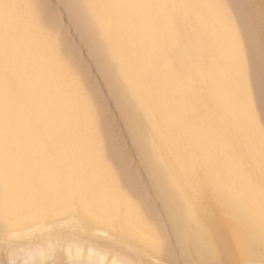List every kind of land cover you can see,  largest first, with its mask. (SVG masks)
<instances>
[{
    "label": "bare ground",
    "instance_id": "6f19581e",
    "mask_svg": "<svg viewBox=\"0 0 264 264\" xmlns=\"http://www.w3.org/2000/svg\"><path fill=\"white\" fill-rule=\"evenodd\" d=\"M45 1L9 4L7 65L0 41V116L11 113L35 193L5 207L0 186V264L57 254V264H264L263 0H127L111 15L106 0H69L81 24L101 27L76 35L94 49L87 61ZM67 44L89 70L99 119L64 62ZM96 233L112 247L80 240Z\"/></svg>",
    "mask_w": 264,
    "mask_h": 264
},
{
    "label": "snow or ice",
    "instance_id": "6c2138e0",
    "mask_svg": "<svg viewBox=\"0 0 264 264\" xmlns=\"http://www.w3.org/2000/svg\"><path fill=\"white\" fill-rule=\"evenodd\" d=\"M0 7L8 9L11 8L12 5H3ZM3 21L0 41H2V54L5 64L7 65L10 59L8 45L12 39V33L8 26L6 13L3 16ZM52 23L51 19H49V26L47 27L48 32L53 38H58L60 37V31L58 28L53 27ZM63 59L67 67L73 72L78 82L80 93L87 99L90 109L93 111L95 117L99 119L103 114V105L97 98V94L90 83L88 68L80 62L78 56L72 51L71 46L68 44ZM92 71H96L95 67H93ZM262 72H264V70H262ZM8 80L9 84H11V79L8 78ZM116 95L117 99H119L118 93ZM109 103H112L111 99ZM260 127L264 130V116L260 117ZM132 131L134 134V129H132ZM112 142L117 149L122 147L119 139L113 134ZM0 186L3 187L5 207L9 205L11 196L23 199L35 194L25 158L22 154L17 152L12 142V117L8 109H5L3 115L0 116Z\"/></svg>",
    "mask_w": 264,
    "mask_h": 264
},
{
    "label": "rangeland",
    "instance_id": "374dc122",
    "mask_svg": "<svg viewBox=\"0 0 264 264\" xmlns=\"http://www.w3.org/2000/svg\"><path fill=\"white\" fill-rule=\"evenodd\" d=\"M2 0H0V2H1ZM6 1H8V0H6ZM47 1V2H46ZM45 1V7H48L49 9H50V7H52L51 9L52 10H55V11H57V13H58V15H59V27H60V29H61V32H63L65 29V36H66V38L68 37L69 39L68 40H70L71 42H73V44H74V46H76L75 47V49L79 52V54L83 57V59L84 60H88L87 59V57H88V55H90V54H93L94 53V49H92V48H88V47H86V45H84L83 43L81 44L80 43V41L78 40V36H76L81 30H83V28H84V26L86 27V28H88L89 30L91 29V30H93V28H96L97 27V22L96 23H94V22H89L88 23V25H85V24H81L80 22H79V19H78V13L77 12H75L74 11V9H73V7H72V2L71 1H69V0H66V1H63V2H60L61 0H46ZM123 1V2H122ZM157 2V4L159 5V3H158V1L160 2V7L163 9V8H167V6H169L170 7V4L168 3L169 1H167V0H165V2L167 1V4L164 2V0L162 1V0H156ZM187 1V0H186ZM9 2L13 5V6H15L13 3L15 2V4H17V2H18V0H13V3H12V0H9ZM69 2V3H68ZM89 2H91V3H89ZM94 2V3H93ZM153 2H155V0H153ZM263 2H264V0H263ZM4 3H6L5 1H3V3H1L2 5H9V4H4ZM88 3L89 4H91V5H94L95 3H96V0L94 1V0H88ZM106 3V4H105ZM123 3V4H122ZM128 3V1L127 0H125V2H124V0H120L119 2H118V0H114V1H112V0H106V1H104V5H106L105 6V11H107L106 13H108L109 15H111L112 14V12H113V10H116V9H118L119 7L121 8V6H124V4H127ZM163 3H164V5H165V7L164 6H162L163 5ZM184 3V2H183ZM182 3V4H183ZM0 4V6H2ZM49 6H48V5ZM120 4V5H119ZM162 4V5H161ZM169 4V5H168ZM186 4H187V2H186ZM43 5V6H44ZM60 5H62V6H60ZM69 7H68V6ZM116 5V6H115ZM185 4H183V5H181L182 6V8L184 9L185 8V6H186V8L188 9V7H189V5L187 4V5H185ZM12 6V7H13ZM188 6V7H187ZM118 7V8H117ZM15 8V7H14ZM14 8H13V10H14ZM53 8H55V9H53ZM160 8V9H161ZM0 9H1V7H0ZM50 9V10H51ZM160 9H157L156 10V15L158 16L159 14H161L160 13ZM162 9H161V11H162ZM1 10H4V9H1ZM0 10V11H1ZM8 10L9 11H13L12 10V8L10 9V8H8ZM7 9H5V11H1L0 13H5V12H7L8 11ZM48 10V9H47ZM158 10H159V12H158ZM187 11H189V10H187ZM157 12H158V14H157ZM75 13V14H74ZM77 13V14H76ZM133 12L132 11H127V12H125L123 15L121 14V16L120 17H118V18H116V19H118L117 21L118 22H120V23H122V24H124L125 25V23H126V25L127 24H129L130 22H131V20L134 18V14H132ZM2 14V16H4ZM191 14V12L189 11L185 16H181V17H186V19H182V20H186V22L185 21H182L183 23H188V22H190L191 21V16L189 17V16H187V15H190ZM75 15H77V16H75ZM87 17H88V15L89 14H85ZM84 15V16H85ZM127 15V16H126ZM132 15V16H131ZM1 16V15H0ZM1 16V17H2ZM0 17V20L1 21H3V19ZM48 17V16H47ZM47 17H45L44 19H43V21L44 22H46V20L48 21V18ZM117 17V16H116ZM128 17V18H127ZM189 17V19H187ZM76 18V19H75ZM121 18V19H120ZM126 20H125V19ZM180 19V20H181ZM187 20H189V21H187ZM203 23H207V22H209V20H208V18L207 19H203ZM76 22V23H75ZM90 24H91V28H89V26H90ZM93 24H94V26H93ZM93 26V27H92ZM96 26V27H95ZM100 25H98V27L96 28V29H94V32H96L99 28H101V27H99ZM10 27V29H11V32L13 33L14 32V29L16 30V28L14 27V26H9ZM13 27H14V29H13ZM82 27V28H81ZM58 28V27H57ZM96 30V31H95ZM185 29H183V31H182V33H181V35H183V36H190L191 34H190V32H191V30H187V28H186V30L184 31ZM190 31V32H189ZM16 32V31H15ZM14 32V33H15ZM147 32H149V31H147ZM141 32H136V31H134L133 32V35L135 34V35H137V34H140ZM146 32H144V33H141V36L144 38V36L145 35H147V36H145L146 38L148 37V38H155V37H153V35H155V33L153 32H149V34L148 33H146ZM151 33V34H150ZM189 33V34H188ZM192 33V32H191ZM143 34V35H142ZM145 34V35H144ZM188 34V35H187ZM140 36V35H139ZM140 36V37H141ZM28 40V41H27ZM73 40V41H72ZM24 42H26V44L28 45V46H30L29 44H31L32 45V43H33V40L31 39V38H27V36H26V38L24 37ZM1 48H2V46H1ZM93 52V53H92ZM103 81L102 80H97V86L100 88V90H102L103 92H106V90H105V87H104V84L102 83ZM106 99H107V103H108V105H109V107H110V110L113 112V100L111 99V98H108L107 96H106ZM111 99V101H112V103H109V100ZM115 116H117V114L115 115ZM62 222H59V223H57V224H55L54 226H53V228L50 230V232H55L56 231V229H59L61 226H62ZM42 231H43V229H40V230H36V231H34V232H32V233H30V234H27V235H24V236H22V238L20 237V238H18L17 240H16V243L17 244H19L18 246L20 247V248H23V247H25L26 245H27V243H28V241L30 240V238H32L33 236H35V235H37V234H39V233H42ZM61 231V233L62 234H65V233H72V232H77V229L75 228V227H66V228H64L63 230L61 229L60 230ZM80 240L81 241H83V243H86V242H93V243H97L98 245H100V246H109V247H112V244L110 243V241L109 240H107L106 238H102L98 233H96L95 235H93V236H90V237H88V238H86V237H84V236H80ZM95 240H96V242H95ZM21 241V242H20ZM27 242V243H26ZM22 244V245H21ZM25 245V246H24ZM62 258H61V256L60 255H58L57 254V256L56 257H52V258H50L47 262H46V264H57V262L59 261V260H61ZM30 262V258L29 257H23V256H17L16 257V259L11 263V264H28Z\"/></svg>",
    "mask_w": 264,
    "mask_h": 264
}]
</instances>
